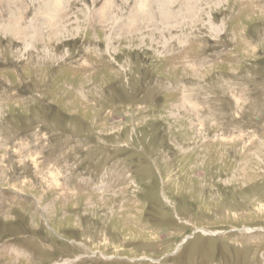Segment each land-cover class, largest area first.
Listing matches in <instances>:
<instances>
[{
    "label": "rangeland",
    "instance_id": "1",
    "mask_svg": "<svg viewBox=\"0 0 264 264\" xmlns=\"http://www.w3.org/2000/svg\"><path fill=\"white\" fill-rule=\"evenodd\" d=\"M6 1L0 264H264V0Z\"/></svg>",
    "mask_w": 264,
    "mask_h": 264
},
{
    "label": "bare ground",
    "instance_id": "2",
    "mask_svg": "<svg viewBox=\"0 0 264 264\" xmlns=\"http://www.w3.org/2000/svg\"><path fill=\"white\" fill-rule=\"evenodd\" d=\"M8 1V0H7ZM6 1V2H7ZM12 1V0H11ZM64 0H43L42 1V4L40 5L42 7V10H44L45 12V18L46 20L50 19L51 21H56L57 19V16L59 14V11H60V6L61 4L63 3ZM15 4V2H13ZM18 3V2H16ZM20 3V2H19ZM24 3V2H23ZM9 5V4H8ZM11 5V4H10ZM19 5V4H18ZM17 5V6H18ZM33 5V4H32ZM10 7V6H9ZM19 7V6H18ZM17 7V8H18ZM40 8V7H39ZM38 8V9H39ZM37 9V10H38ZM20 9L18 8V10L16 9V11L12 12L11 13V18H10V22L7 24H5L3 27H0L3 31H5L6 33H10V34H13L14 36H20L21 34L24 35V33H31V32H34L36 35L38 34L39 32V28L37 26V28L35 26H28V27H23L22 24L24 22V19L25 17L22 16L23 14H19V15H16L14 13H17ZM6 11V10H5ZM21 11V10H20ZM23 11V10H22ZM4 12V11H3ZM39 12V11H38ZM43 12V13H44ZM37 13V12H36ZM35 13V14H36ZM2 14V13H1ZM39 14V13H38ZM151 14V13H150ZM36 16V15H35ZM153 16V15H151ZM2 17V16H1ZM5 17V16H4ZM37 17V16H36ZM39 20V19H38ZM168 20V19H167ZM52 23V22H51ZM54 24V23H52ZM43 27V26H42ZM62 27V26H61ZM0 29V30H1ZM33 30V31H32ZM55 30H57V28H55ZM33 33V34H34ZM33 34L30 35L28 37L27 40L33 38ZM39 35V34H38ZM35 38V37H34Z\"/></svg>",
    "mask_w": 264,
    "mask_h": 264
}]
</instances>
